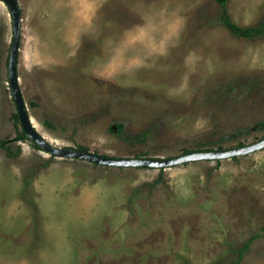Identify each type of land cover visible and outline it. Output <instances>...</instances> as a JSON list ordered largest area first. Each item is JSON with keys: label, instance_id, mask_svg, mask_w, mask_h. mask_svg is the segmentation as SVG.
<instances>
[{"label": "rangeland", "instance_id": "1", "mask_svg": "<svg viewBox=\"0 0 264 264\" xmlns=\"http://www.w3.org/2000/svg\"><path fill=\"white\" fill-rule=\"evenodd\" d=\"M18 3V84L53 146L171 159L264 139V37L234 38L214 0ZM226 10L238 27L264 20V0ZM11 44L0 2V141L20 147L0 149V264H230L253 235L240 264H264V149L165 169L53 157L15 140ZM114 125L149 132L130 144Z\"/></svg>", "mask_w": 264, "mask_h": 264}, {"label": "water", "instance_id": "2", "mask_svg": "<svg viewBox=\"0 0 264 264\" xmlns=\"http://www.w3.org/2000/svg\"><path fill=\"white\" fill-rule=\"evenodd\" d=\"M8 9L12 22V44L9 53L7 76L11 96L14 101L18 121L23 133L43 152L59 158H69L87 161L93 164L118 168H157L165 169L184 165L186 163L230 159L245 156L264 149V139L247 146L236 147L230 150L193 152L171 159L153 158H110L100 156L89 151L74 148H60L53 146L34 128L26 105L24 103L17 77V58L21 35V11L18 0H0Z\"/></svg>", "mask_w": 264, "mask_h": 264}, {"label": "trees", "instance_id": "3", "mask_svg": "<svg viewBox=\"0 0 264 264\" xmlns=\"http://www.w3.org/2000/svg\"><path fill=\"white\" fill-rule=\"evenodd\" d=\"M214 2L218 6H220V9H221L220 20H221L223 26L234 38L252 40V39H255L257 37H264V20H262L260 22V24L257 26H251V27H246V28L238 27L231 21L230 16L227 13L226 5H227L228 0H214ZM13 119L16 123H19L17 113H15L13 115ZM246 130L248 131V129H246ZM253 130L259 131V132H264V119L259 121L258 123H256ZM110 132L114 133V135L118 139H122V140L126 141L127 143L132 144V143H136V142H142L144 140V138L147 136L149 131L145 130V131H143V133L140 136L132 137V136L124 134V128L122 125H114L113 127H111ZM263 138H264V136H263ZM25 139H27V137L23 133V131L21 130L17 134L15 140L21 141V140H25ZM6 143H7L6 141H0V149H3L6 152L8 157L12 158V157H16L20 154V147L17 148V151L15 153H12L11 149L8 146H6ZM33 146L36 149H39L35 144H33ZM236 146L242 147V146H244V144L242 142H238ZM77 149L83 150V151H88V149L85 147H78ZM217 150L221 151L224 149L221 147H218ZM226 150H230V147ZM206 151H213V150L211 148L205 147V144L198 143L197 147L195 149H191V150L185 149L183 151V155L193 153V152H206ZM158 179L160 180V176ZM262 232L264 235V227H262ZM258 237H260V235H253L247 241H245L242 244V246L237 250L235 259L230 264H240L243 260V256L248 251V246L250 245V243L252 241L257 239Z\"/></svg>", "mask_w": 264, "mask_h": 264}]
</instances>
